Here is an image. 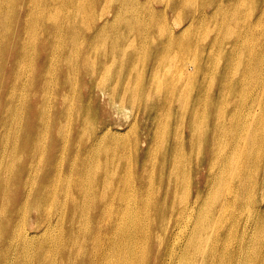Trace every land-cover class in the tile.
<instances>
[{
    "label": "bare ground",
    "instance_id": "1",
    "mask_svg": "<svg viewBox=\"0 0 264 264\" xmlns=\"http://www.w3.org/2000/svg\"><path fill=\"white\" fill-rule=\"evenodd\" d=\"M52 1L55 0H49V3ZM83 1L78 0V3ZM91 1L87 10L92 9ZM245 1L237 0L232 9L218 3L210 11H202L199 22L210 16L216 26L195 35L187 32L194 17L182 29L183 36H177L173 31L176 21L172 22V33L167 35L165 23L169 15L164 9L159 29L153 27L155 36L164 40L159 47L162 49L161 54L156 52V55L164 62L177 63L181 67L180 74L173 73L171 79L179 100L189 95L192 87L189 82L205 62L200 54L198 57L196 54L179 57L178 50L171 56L170 51L174 47L191 49L194 47L193 39L197 45L214 35L220 44L224 43L225 38L230 43L232 37L229 30L234 23L233 32L241 50L247 47L249 40H253L258 44L260 52H264V17L254 25V31L248 24L249 14L245 10ZM142 8H139L137 16L127 14L120 21L116 19V12L111 18L101 16L99 30L102 34H108L126 26L121 36L131 38L132 32L128 25L136 24L145 28L144 38L140 35L138 37L144 42L150 34L149 22L153 8L150 6L147 18L141 16L145 10L143 6ZM195 13L199 14L200 11L196 10ZM89 19H94L93 14L88 16ZM94 23L96 22L89 27ZM58 26L63 32L65 21H59ZM8 30L4 21L0 20V35L6 36ZM214 30L216 34H213ZM63 41L67 42L66 39ZM55 42L56 40L47 45L41 58L46 67L45 73H37L36 68L32 67L37 62L40 64L38 50L43 42L37 36L31 42L25 39L24 44L18 48L23 51L22 56L16 59V64L12 67L13 71L17 69L21 75L17 78L19 86L7 90L3 96L5 104L0 105V264H166V255H171L172 249L176 247L175 241L180 230L188 232L186 242L178 255L171 259V264H264V117L260 125L257 122L259 133L244 131L245 135H242L237 129L232 132L233 139L225 136L226 154L222 160L225 177L220 181L223 189L218 187L216 178L209 183V194H216L221 190V195L214 202L208 201V205L214 210L213 214L203 217L189 214L190 222L187 220L183 224L176 217L167 221V216H153L148 232L144 233L137 227L142 223L141 219L131 215L125 217L128 211L132 214L136 207L130 208L126 188L113 181L111 163L102 158L88 161L86 157L89 153L80 149L74 141L81 138L84 116L75 112V106L65 103L63 99L67 58L62 44L56 49ZM149 45L148 43L144 49L145 53H150ZM232 45L233 42L230 43ZM213 48L211 44V50ZM97 60L100 63L97 67H104L105 79L111 80L112 60L106 55H99L95 62ZM145 60L154 61L152 57ZM50 63H53L52 68L48 67ZM146 68H150L149 64ZM50 76L53 80L51 83ZM181 82L182 86L179 85ZM49 84L52 85L51 88ZM47 89L53 91L49 107L41 101L42 93ZM24 90L28 93L23 98ZM57 93H60L59 105ZM256 93L253 89L252 96ZM137 95L144 96V93L140 94L129 85L126 89H121L120 94H117V89L112 94L103 89L98 93L101 101L106 100V106L112 103L114 108L119 104L134 102ZM130 98L132 100L127 101ZM242 103L240 100L226 102L221 108L223 112L227 109L234 110ZM246 105L252 111L256 107L254 101H248ZM35 107L36 112L33 110ZM69 107L71 112L67 120L62 122L59 116ZM203 111L204 123L211 114L220 118L219 113L208 111L206 105L203 106ZM251 112L242 115L246 123V117ZM261 114L264 115V101L259 102L254 119ZM89 115L93 118L88 121V125L91 130L94 128L87 145L90 153V147L97 142L100 144L104 139L118 144L127 142L124 136L130 129L124 131L116 128L113 134L105 135L112 129V124L104 122L98 127L96 120L100 117L99 111ZM199 115L195 113L193 117ZM137 116L136 112L134 119ZM232 117L233 115L230 118ZM254 119L251 125L254 124ZM192 124L193 121H190L188 126ZM64 125L68 128L66 131L62 130ZM197 133L195 130L189 132L190 135ZM180 135L182 134L175 131L170 135L169 141L161 140L163 147H169ZM253 146L260 147L263 151L259 153L258 150H247ZM174 155L176 154L172 153ZM165 163L162 161L161 166L164 167ZM167 166L172 168L174 165ZM212 167H217V163L213 162ZM93 168L98 169L99 174L89 180L86 170ZM252 173L257 176L254 178ZM168 182V188L178 186L176 181L172 182L171 173L168 175ZM150 184L151 180L142 186L141 191L146 188L147 191L139 200V209L145 208L150 200L149 196H154L158 190L160 201L166 198L174 200L177 196L175 189L165 191L159 188L151 192ZM258 192L259 196H256ZM86 198L90 199L87 205L84 204ZM153 213L154 209L147 217L150 218ZM158 218L165 219L166 222L160 224ZM151 224L156 228L166 225L164 229L169 233L164 243H158L154 255L149 257L146 256L144 243L157 231L151 228ZM205 236H209L208 240ZM196 241L200 242L199 246H196ZM189 250H196L198 261L183 262L182 259L187 257ZM159 254L164 257L160 258Z\"/></svg>",
    "mask_w": 264,
    "mask_h": 264
},
{
    "label": "rangeland",
    "instance_id": "2",
    "mask_svg": "<svg viewBox=\"0 0 264 264\" xmlns=\"http://www.w3.org/2000/svg\"><path fill=\"white\" fill-rule=\"evenodd\" d=\"M90 1L84 0L79 4L78 0H55L50 3L49 0H1L0 20L4 21L5 27L9 30L6 36L0 35V105L5 104L4 93L12 90L13 86L16 88L19 86L17 78L21 75L18 74L17 69L13 71L12 67L16 64V59L22 56L23 51L18 48L24 44L25 39L31 42V39L37 36L43 42L38 50L40 64L37 62L32 67L36 68L37 73H45L46 67L41 58L47 45L56 40L55 48L62 44L67 58L63 99L65 103L75 106V112L84 116L81 124L82 139L78 138L74 141L80 149L89 153L86 157L88 161L102 158L111 163L113 181L126 188L125 194L129 199L130 208L136 207L132 214L128 211L125 217L131 215L141 219L142 223L140 222L137 227L147 233L153 216H167V221L176 217L183 224L187 220L190 222L189 214L199 217L213 214L214 210L208 205V201L214 202L223 189L220 181L225 177L222 164L226 154L225 136L228 135L233 139L232 132L237 129L242 135H245L244 131L250 134L259 133L257 122L260 125L264 115L261 114L254 119V114L259 102L264 101V52H260L258 44L253 40H249L247 47L241 50L233 32L234 23L229 30V35L232 37V41H229L233 42L232 46L227 43L228 38L220 44L214 35L197 45L193 39L194 47L191 49L174 47L170 51L171 56L178 50L179 57L188 54H196L198 57L200 54L205 62L202 69L196 71L189 82L192 84L189 95L179 100L171 79L173 73L180 74L181 67L177 63L164 62L156 55V52L161 54L162 49L159 47L164 40L155 36L154 28L159 29V22L165 9L169 15L165 23L167 35L172 33L170 31L173 30L172 22L176 21L173 31L177 36H183L182 29L193 17L194 21L187 29L188 34L204 33L212 30L216 24L210 16L199 22L201 12L206 9L210 11L211 7L218 3L232 9L237 0H92V9L87 10ZM245 2V10L249 14L248 24L253 29L254 25L264 17V0ZM142 6L145 8L144 13L141 14L143 18L148 17L150 6L153 8L149 22L150 34L144 42L138 37L140 35L144 38L145 28L136 24L128 25L132 32L131 38L121 36L126 26H121L117 31L108 34H102L99 30L98 23L102 20L101 16L111 18L116 12V19L120 21L127 14L137 16L139 8L143 9ZM196 10L200 13L196 14ZM90 14H93L94 19L88 20ZM61 20L66 24L63 32L58 26ZM94 21L97 24L94 23L89 27ZM212 32L216 34V30ZM148 43L150 53H145L144 49ZM211 44L214 47L212 50ZM99 55H106L112 60L111 80L105 79L104 67H97L100 65V59L96 62L95 60ZM149 57L154 61L145 60ZM148 64L150 68H146ZM48 67L52 68L53 63ZM49 80L50 83L53 81L51 76ZM127 85L131 89L136 88L140 94L144 93V96L137 95L134 102L119 104L116 108L111 100L107 99L111 105L106 106L104 104L106 100L101 101L98 97L100 89L107 90L109 94L115 93L117 89V94H120L121 89H126ZM179 85L182 86V82ZM51 86L49 84L50 88ZM253 89L257 91L254 97ZM27 93L28 91L24 90L23 98ZM52 94V89L42 93L41 101L44 105L49 107ZM56 96L59 105L60 93ZM130 100L132 99L127 101ZM239 100L243 103L237 109L222 111L221 106L223 107L224 103ZM248 101H254L256 107L253 111L246 105ZM204 105L211 113H219L220 118L211 114L204 123L202 121V114H205ZM33 110L36 112V107ZM96 111L100 113L99 119L96 120L98 127L104 122L112 124V129L105 135L113 134L116 128L124 131L130 129L124 136L127 142L118 144L104 139L100 144L97 142L91 146L90 153L87 145L94 128L90 129L88 121L93 118L89 114ZM70 112L71 107L61 113L59 117L62 122L67 120ZM136 112L138 116L134 119ZM246 112H251L246 117L247 123L242 119V115ZM195 113L200 115L193 117ZM253 119L254 124L251 125ZM190 121H193V124L189 127ZM67 129V126H62L63 131ZM190 130L198 133L190 135ZM175 131L182 135L169 147H163L161 140L169 141L170 135ZM247 150L251 152L258 150L259 153L263 151L260 147L254 146ZM172 153L176 155L172 156ZM162 161L166 162L164 167L161 166ZM213 162L217 163V167H212ZM167 165L174 166L169 168ZM86 171L89 175L85 174V177L87 175L89 180H93L94 176L99 174L96 168ZM169 173L172 174V182H177V187H166L169 183ZM252 174L254 178L257 176L256 173ZM214 178L217 179L221 190L216 194L213 192L209 194V183ZM149 180H151V192L159 188L165 191L175 189L176 198L160 201V190H158L154 196H149L150 200L146 207L139 209V200L147 191V188L141 191L142 186ZM256 196H259V192ZM89 202L90 199L86 198L84 204L87 205ZM153 209L154 213L148 218L147 215L151 214ZM157 220L160 224L166 222L161 218ZM150 226L157 231H154L151 237L149 235L150 240L144 243L146 256L149 257L154 255L158 243L163 244L169 233L164 229L166 225L158 228L152 224ZM187 233V231H179V237L175 241L176 247L172 249L171 255H166V264H171V259L178 255L180 248L184 247ZM208 238L209 236H205L206 240ZM195 244L199 246L200 242L196 241ZM158 256L164 257L161 254ZM182 260L196 262L199 256L196 250L193 252L189 250L187 257ZM176 263L181 262L174 264Z\"/></svg>",
    "mask_w": 264,
    "mask_h": 264
}]
</instances>
